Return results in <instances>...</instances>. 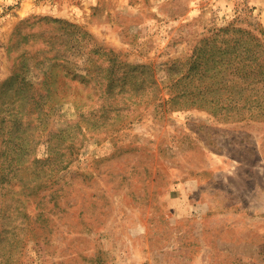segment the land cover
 Here are the masks:
<instances>
[{
	"label": "rangeland",
	"instance_id": "1",
	"mask_svg": "<svg viewBox=\"0 0 264 264\" xmlns=\"http://www.w3.org/2000/svg\"><path fill=\"white\" fill-rule=\"evenodd\" d=\"M0 264H264V0H0Z\"/></svg>",
	"mask_w": 264,
	"mask_h": 264
}]
</instances>
